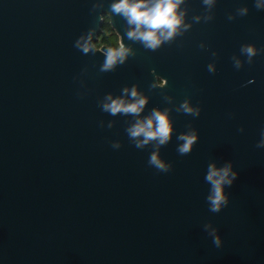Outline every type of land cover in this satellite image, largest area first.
I'll use <instances>...</instances> for the list:
<instances>
[{
	"label": "water",
	"instance_id": "obj_1",
	"mask_svg": "<svg viewBox=\"0 0 264 264\" xmlns=\"http://www.w3.org/2000/svg\"><path fill=\"white\" fill-rule=\"evenodd\" d=\"M113 2L0 0V264H264V7L183 0L178 33L153 50ZM104 15L130 49L109 71L107 47H82ZM133 87L139 118L168 112L167 143L137 147L138 117L105 111ZM213 163L238 173L219 212Z\"/></svg>",
	"mask_w": 264,
	"mask_h": 264
},
{
	"label": "clouds",
	"instance_id": "obj_2",
	"mask_svg": "<svg viewBox=\"0 0 264 264\" xmlns=\"http://www.w3.org/2000/svg\"><path fill=\"white\" fill-rule=\"evenodd\" d=\"M205 2L211 3L212 0H205ZM182 3L183 0H114L111 4V12L124 17L128 25L131 26L127 32L128 39L138 40L146 48L155 50L178 33L183 23V13L178 11ZM256 6L264 7V0H258ZM108 18H110L108 15L101 17L102 20ZM82 47L85 53L92 49L102 51L107 47V51H102L106 58L102 67L103 71H109L118 63H123L130 52L121 37L117 39L115 47L105 46L102 37L98 38L96 43H92L91 37H89L88 42ZM243 51L249 57L256 54L252 46H247ZM165 83L157 78V84L154 86L162 87ZM125 92L129 99L109 97L110 102L104 105L105 111L113 115L123 113L138 117L136 123L129 129V136L137 140V147H143L152 141L161 145L167 143L173 131L168 112L153 110L150 116L139 118L147 104V97L141 94L136 87L131 90L125 89ZM181 107L186 114H198L188 102H185ZM179 139L184 141L178 148V152L183 155L191 150L196 136L194 133L186 134L181 135ZM149 164L159 171L167 170V165L155 153L150 156ZM237 176L238 173L232 170L231 164L217 167L213 163L208 166L205 180L210 185L208 202L212 212H219L222 207L227 206L228 197L225 188L231 186ZM212 235L214 245L219 247L221 245L220 237L215 233Z\"/></svg>",
	"mask_w": 264,
	"mask_h": 264
},
{
	"label": "flooded vegetation",
	"instance_id": "obj_3",
	"mask_svg": "<svg viewBox=\"0 0 264 264\" xmlns=\"http://www.w3.org/2000/svg\"><path fill=\"white\" fill-rule=\"evenodd\" d=\"M106 21L109 24L108 19H106ZM103 22H104V20H103ZM100 37L103 38V42H104L105 46H112V47L116 46V41H117L118 37L116 36V34L114 32H112V29L109 31H105V30L100 29L98 38H100ZM98 38H97L96 42L98 41ZM96 42H94V43H96Z\"/></svg>",
	"mask_w": 264,
	"mask_h": 264
},
{
	"label": "trees",
	"instance_id": "obj_4",
	"mask_svg": "<svg viewBox=\"0 0 264 264\" xmlns=\"http://www.w3.org/2000/svg\"><path fill=\"white\" fill-rule=\"evenodd\" d=\"M100 29H101V30H105V31H109V30H111V29H110V25L107 23L106 20H104L103 25H102V27H101ZM112 32H114V31H112Z\"/></svg>",
	"mask_w": 264,
	"mask_h": 264
}]
</instances>
